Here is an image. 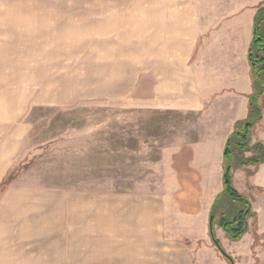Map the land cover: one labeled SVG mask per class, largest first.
Masks as SVG:
<instances>
[{"label":"rangeland","instance_id":"374dc122","mask_svg":"<svg viewBox=\"0 0 264 264\" xmlns=\"http://www.w3.org/2000/svg\"><path fill=\"white\" fill-rule=\"evenodd\" d=\"M162 1L0 0V181L15 175L0 193V264H230L207 229L223 160L211 191L197 144L181 143L197 139L196 114L146 111L140 63ZM258 169L231 170L254 214L245 234L214 226L233 264H264Z\"/></svg>","mask_w":264,"mask_h":264},{"label":"crops","instance_id":"0c3cea01","mask_svg":"<svg viewBox=\"0 0 264 264\" xmlns=\"http://www.w3.org/2000/svg\"><path fill=\"white\" fill-rule=\"evenodd\" d=\"M263 5L264 0H163L154 12L155 52L140 63L146 111L196 114L191 127L197 139L181 143L197 144L194 156L205 161V174L211 177L205 185L211 184V191L215 175L217 187L222 186L225 142L247 115L248 49L254 16ZM152 15L142 19L147 26ZM6 163L0 161L2 167ZM250 180L264 187V164Z\"/></svg>","mask_w":264,"mask_h":264},{"label":"trees","instance_id":"16d2710c","mask_svg":"<svg viewBox=\"0 0 264 264\" xmlns=\"http://www.w3.org/2000/svg\"><path fill=\"white\" fill-rule=\"evenodd\" d=\"M263 22L264 6L254 16L253 38L248 49L252 80V94L248 99V115L244 121L235 124L233 133L227 138L223 155L224 190L215 198L209 216L208 231L212 244L230 264L233 261L225 253L216 239L214 226L215 223L218 224L229 238L238 241L247 231V219L254 217L249 201L238 194L232 187L231 170L237 166L253 165L259 167L261 164H264V144L257 142L251 147H248L251 129L261 121L262 108L264 107V34L261 30ZM260 98H262L261 105L258 103ZM247 150L253 153L248 158L244 157V153ZM13 172L14 169L9 171L1 182L0 193L4 192L13 180L15 176H13ZM233 202H238V205H235ZM222 205L225 206L224 209Z\"/></svg>","mask_w":264,"mask_h":264},{"label":"water","instance_id":"95a60500","mask_svg":"<svg viewBox=\"0 0 264 264\" xmlns=\"http://www.w3.org/2000/svg\"><path fill=\"white\" fill-rule=\"evenodd\" d=\"M231 264H233V263H231Z\"/></svg>","mask_w":264,"mask_h":264}]
</instances>
